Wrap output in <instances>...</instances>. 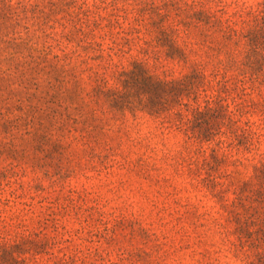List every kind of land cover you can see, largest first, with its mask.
Listing matches in <instances>:
<instances>
[{"label": "rangeland", "instance_id": "rangeland-1", "mask_svg": "<svg viewBox=\"0 0 264 264\" xmlns=\"http://www.w3.org/2000/svg\"><path fill=\"white\" fill-rule=\"evenodd\" d=\"M18 1L28 0H14L15 9ZM239 1L250 6L261 0ZM26 4L29 11L16 9L20 20H11L9 31L25 37L30 27L34 42L49 41L61 53L45 34L60 39L74 9L61 0ZM188 40L197 43L198 33ZM117 41L124 53L87 66L106 74L110 85L114 71L130 69L136 59L169 79L189 70ZM94 72L82 76L87 90L95 85ZM7 86L0 80V264H245L227 240H234L229 233L235 228L222 204L250 182L248 202L264 210V191L256 194L264 184V173L256 172L264 165V77L246 85L230 81L223 96L236 124L227 122L191 153L183 134L163 132L147 115L100 107L90 130L45 101L19 106L15 99L25 91L15 80ZM237 128L247 132L248 144L232 133Z\"/></svg>", "mask_w": 264, "mask_h": 264}, {"label": "trees", "instance_id": "trees-1", "mask_svg": "<svg viewBox=\"0 0 264 264\" xmlns=\"http://www.w3.org/2000/svg\"><path fill=\"white\" fill-rule=\"evenodd\" d=\"M29 1H18L16 9L28 12ZM61 1L74 10L68 13L69 26L60 39L45 34L59 47L61 53H54L49 41L34 42L30 27H25V37L10 32L8 23L19 21L20 14L14 0H0V80L7 87L15 80L25 91L15 99L19 106L37 107L45 101L57 106L63 118L82 121L90 130L95 129L89 123L98 119L100 107L135 118L144 114L158 121L163 132L183 134L184 150L191 153L194 144L221 134L227 122L231 127L236 124L223 96L230 81L246 85L264 77V0L250 6L239 0H94L92 5L89 0ZM192 31L199 36L195 44L188 40ZM107 38L112 43L105 47ZM117 38L129 49L137 46L147 57L159 61L163 56L189 70L169 79L152 73L147 61L136 59L130 69L114 71L116 82L110 85L106 74L87 66L124 53ZM87 71L96 77L90 90L82 85ZM237 129L232 133L248 144L247 132L239 129L238 134ZM256 172L264 173V165ZM252 185L244 182L235 199L222 204L235 228L228 232L234 240H227L245 264H264V228L256 230L264 226V210L253 208L245 194ZM263 185L256 194L263 196ZM208 186L216 191L215 181Z\"/></svg>", "mask_w": 264, "mask_h": 264}]
</instances>
